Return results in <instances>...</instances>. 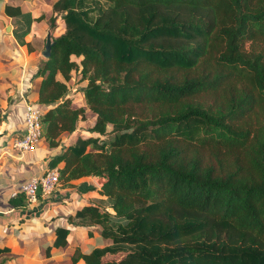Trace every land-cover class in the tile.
<instances>
[{
    "label": "trees",
    "instance_id": "1",
    "mask_svg": "<svg viewBox=\"0 0 264 264\" xmlns=\"http://www.w3.org/2000/svg\"><path fill=\"white\" fill-rule=\"evenodd\" d=\"M47 23L43 137L55 148L86 119L66 97L75 76L96 117L48 169L64 187L106 182L42 258L67 248L71 227H99L110 244L73 264H264V0H58ZM9 204L26 208L24 195Z\"/></svg>",
    "mask_w": 264,
    "mask_h": 264
},
{
    "label": "crops",
    "instance_id": "2",
    "mask_svg": "<svg viewBox=\"0 0 264 264\" xmlns=\"http://www.w3.org/2000/svg\"><path fill=\"white\" fill-rule=\"evenodd\" d=\"M57 1L0 0V264H73L71 257L76 250L87 254L110 244L101 238L99 227H71L67 248L54 253L48 261L42 258V251L55 240V230L68 226V217L78 208L104 198L97 184L99 178L76 180L72 187L60 184L49 196L40 193L37 203L26 204L24 209H14L9 204L20 186L31 177L45 173L48 161L75 144L79 134L94 135L89 131L95 126L96 117L87 107L83 92L86 82L78 83L74 77L66 97L74 108L86 109V119L78 123L76 131L63 134L55 148L45 138L34 152L20 153L13 148L14 140L24 132L26 104H38L37 72L41 60L45 59L41 55L46 44L43 40L51 35L47 21ZM6 5L19 6L22 17H8ZM26 19L31 21L30 27L19 28V22ZM65 27L60 17L53 36H60ZM28 43L38 49L30 52ZM112 129L108 125L107 133ZM75 264L85 262L79 260Z\"/></svg>",
    "mask_w": 264,
    "mask_h": 264
},
{
    "label": "built area",
    "instance_id": "3",
    "mask_svg": "<svg viewBox=\"0 0 264 264\" xmlns=\"http://www.w3.org/2000/svg\"><path fill=\"white\" fill-rule=\"evenodd\" d=\"M45 108L37 103H27L25 106L24 132L13 142V148L20 153L34 152L43 137L42 118ZM58 168L48 169L42 175L31 177L20 186L18 192L22 193L27 206L37 203L39 194L46 196L54 193L60 185ZM17 192V193H18Z\"/></svg>",
    "mask_w": 264,
    "mask_h": 264
},
{
    "label": "water",
    "instance_id": "4",
    "mask_svg": "<svg viewBox=\"0 0 264 264\" xmlns=\"http://www.w3.org/2000/svg\"><path fill=\"white\" fill-rule=\"evenodd\" d=\"M52 47H53V42L51 39V35L48 34L47 39H46V44L44 46V50L42 51L41 55L45 59H49L52 55ZM106 180L102 177L97 180L98 186L102 187Z\"/></svg>",
    "mask_w": 264,
    "mask_h": 264
},
{
    "label": "rangeland",
    "instance_id": "5",
    "mask_svg": "<svg viewBox=\"0 0 264 264\" xmlns=\"http://www.w3.org/2000/svg\"><path fill=\"white\" fill-rule=\"evenodd\" d=\"M105 5V4H104ZM76 80L79 78V76H75ZM113 139V134L111 132L108 133L107 141H111ZM100 187V186H99ZM105 207H110V203L108 201L104 204Z\"/></svg>",
    "mask_w": 264,
    "mask_h": 264
}]
</instances>
